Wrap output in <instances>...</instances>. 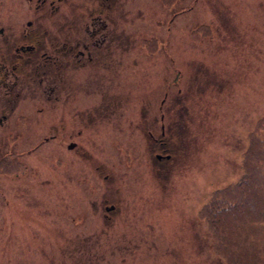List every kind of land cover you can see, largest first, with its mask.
Returning a JSON list of instances; mask_svg holds the SVG:
<instances>
[{
	"label": "rangeland",
	"instance_id": "rangeland-1",
	"mask_svg": "<svg viewBox=\"0 0 264 264\" xmlns=\"http://www.w3.org/2000/svg\"><path fill=\"white\" fill-rule=\"evenodd\" d=\"M6 1H10V3L7 4L5 0H0V12L2 13L0 14V24L6 26V23L1 20L6 13L10 12L7 21L13 23L18 20L19 24H16L15 29L10 27L18 32L25 23L24 20L27 21L30 18L29 13L16 6L18 1L22 5V0ZM204 1L209 2L210 19L216 25L219 21H223L227 36V43L224 46H222V37L216 44L208 45L209 47L222 46L225 52L224 56L214 57L211 69L208 68L202 77L209 82L207 94H210V97L200 99L205 106L198 104V94H195L194 99L192 98L188 89V85L191 83L189 81L184 82L186 85L182 86V94L186 95H184L186 101L192 100V106L196 107L192 108L189 104L186 105L182 101L183 98L179 99L180 103L176 102L178 84L173 85V83L177 82L174 79L180 69H175L170 60L166 59L165 50H162L164 56L162 55L160 61H148L134 50L132 52L134 55H131L132 53L126 55L122 65L116 68L117 72L112 74L116 79V88L118 89V97L114 104L115 107L117 106L115 115H113L114 119L110 121V118L106 119L105 115L101 113L96 116L95 122H98L102 128L93 131L86 127L87 131H90L87 132L88 137L98 138L102 137L100 134L104 131L103 128H106L107 131H113L114 127L123 129L121 126L131 128L132 123L126 122L129 121L130 115L135 119L137 118L135 116H140L145 112L148 122H150L151 119H155L157 114V103L160 100L166 101L163 113L170 121V126L174 127L175 123L179 124L183 131L176 140L180 147L176 157L177 161L173 167L174 172L170 174L167 169H161L157 176L160 183L154 177L151 163H147L150 166L146 171L139 137L131 141L130 139L135 137L134 135L131 138L132 133L129 140L123 134L108 133L105 139H98V143L91 145V140L88 142L78 136L80 127H77V123L75 121L73 123L71 120L75 113L67 115L65 123L68 126L70 124L75 126L68 131L69 134L74 135L73 138L66 139L64 133H58L57 138L52 142L62 149L71 140L77 141L79 144L82 143L92 151L94 160L90 163L87 162L90 167L83 168L81 164H76L75 159L69 158L70 162L76 165L74 167L66 165V168L60 169L58 173L53 170L50 160H46L48 155L46 150L39 151L36 155H28L27 152L31 149L30 146H36L43 136L53 134L54 129L59 125L60 127L64 125L63 122H60L62 103L24 100L19 107H16L15 101L5 100L6 92L0 89V118L3 114L10 117L15 113L9 122V125L14 127L18 120L17 126L15 125L16 131H13L12 136H17L20 141L18 149L21 151L20 159L28 163L32 169L25 177L28 180L26 182L0 180L1 190L6 194V199L0 197V264H65L62 253L67 251L71 258L69 264H74L73 259L78 255L77 248L79 246L90 247L97 240L100 241L97 236L91 235L92 230L68 229L65 233L62 224H60L61 220L58 219V215L63 219L62 210L58 208L59 204L55 200L50 199L56 193H60V186L65 190L67 184L80 180V177L82 179L87 177L90 180L89 184H92L91 191L85 187L84 190L79 191L80 195H99L100 188L102 190L103 187L100 184L101 180L95 181L98 178L96 166H100L103 175H108L113 179L112 182L108 181L110 183L109 195L112 200L119 202L123 210L112 222L114 230L122 231L124 229L122 225H128V227L125 225L128 243L139 245L145 242L138 235V227H142L147 247L150 248L156 243L162 249L163 261L161 262L159 254H155V264H169L174 259L179 260V264L188 263L187 259L195 260L190 264H223V260L218 258L211 248L210 233L199 220L197 211L210 191L219 185L222 187L239 178V170L243 161L242 154L247 153L244 146L250 139L251 135L249 134L256 129H264V123H260L264 121V0ZM192 5L193 0H186L185 4L174 7L171 11L159 12V19H155L154 23L157 20H162V25H169L170 20L179 14L183 7L189 8ZM198 10L201 11L202 6ZM153 13V10L144 12L146 16ZM200 18H203L202 12ZM199 23L197 17L191 14L178 15L173 26L175 30L173 39L181 42L188 41L187 44L191 46L194 36L189 27L190 25L197 26ZM161 33L156 32L154 36H162ZM202 46L194 44L191 47L194 56L193 53H190L189 57L191 58L182 61L176 60L178 67L187 72L182 81L198 79L200 74L194 77V68L201 62L207 64L208 59L203 54L206 47ZM202 49L203 51H201ZM210 53L215 55L217 51L213 49ZM177 56L180 59L183 58V55ZM81 72L85 74L84 69ZM188 72L192 74L189 75ZM167 82L172 88L169 93H167ZM158 90H160V95L155 93ZM195 93L197 92L195 91ZM207 98L211 102L210 112L206 106ZM146 100L151 103L149 110L141 105ZM70 101L68 103L72 105V100ZM75 103L77 104L73 110H77L78 107H87L83 113V120L91 117L93 102L90 99L85 100L83 96H80ZM172 104H175V107H172ZM176 104L179 105L176 106ZM64 106L66 108V105ZM203 107L207 114L202 115ZM40 108L45 111L38 112ZM68 109L70 108L64 111L66 112ZM25 119L28 120L26 123ZM191 121L194 122H192L193 126H191ZM35 123L36 126H34ZM85 123H83V127L86 126ZM1 127L4 126L0 125V150L6 144L4 138L7 136L5 127ZM60 130L62 131V129ZM213 130H215V135H212ZM123 131L126 132V129ZM253 139H257V137L255 136ZM262 139L264 140V136ZM143 144L145 156V149L148 154V145L146 146L145 142ZM55 145L50 144V147L55 149ZM80 150L79 156L82 159L84 150ZM256 151H260V149H254L255 153ZM129 152L131 157H134L132 163L127 157H124ZM122 158L128 170H124L118 164V160L119 163H122ZM246 158L248 157L246 156ZM101 160L103 164L99 163ZM258 164L264 168L261 158H259ZM256 167L259 170V166ZM31 176H34L35 180L30 178ZM125 181L126 183H124ZM97 182L100 185L97 186ZM192 183L195 186H191ZM147 185H149V191L146 194ZM124 187H126V191ZM152 187L154 191L151 190ZM77 188L72 189L77 192ZM185 190H187L186 194ZM189 190H193L190 198L188 197ZM48 193L51 194L50 198L47 197ZM162 195H169L168 199L180 201L177 212H174L176 205L170 204L168 199L166 205L159 203ZM58 197H60L59 194H57V199ZM95 197L97 196L91 198L95 199ZM129 200H133V202ZM181 202H186V206L189 205V211L190 205L195 204L186 226L184 223L186 215L181 213ZM130 203H134L135 207L133 208H137V211H142L144 216H140L141 219L138 217V220L134 212L133 214L125 213L128 211ZM159 210L161 211L157 212ZM65 211L67 210L65 209ZM84 211L89 217V213L85 209ZM249 213L251 214V211ZM73 215L74 213L71 212L64 217L71 218ZM234 219L230 218L231 227L225 229L222 226L219 235L224 233L226 238L223 241L225 243H221L220 246L223 250L222 254L229 258L230 264H241V260L238 259L244 242L241 236L243 234L246 239H252L256 231V221L249 223L245 219L240 221L238 218L236 223ZM98 227H101L99 221ZM157 230L160 239L164 241L163 244L158 241ZM184 239H188L190 242L187 253L181 249L183 245L180 242ZM250 243V241L245 242V244ZM100 244L102 247L107 246L106 248H108L111 246L110 238L103 237ZM172 244L178 245L176 250L173 249ZM254 244L258 243L255 241ZM92 250L95 249L92 248ZM171 253H173L172 256ZM93 255L89 256L91 260H95L94 264H111L109 261L116 264L114 262L116 260L113 261L107 254L103 260H101L102 257L97 260ZM120 256L125 257L126 254L121 253ZM181 259L184 261L182 262ZM125 261L126 264H131L128 259ZM139 264L150 263L145 258Z\"/></svg>",
	"mask_w": 264,
	"mask_h": 264
},
{
	"label": "flooded vegetation",
	"instance_id": "flooded-vegetation-1",
	"mask_svg": "<svg viewBox=\"0 0 264 264\" xmlns=\"http://www.w3.org/2000/svg\"><path fill=\"white\" fill-rule=\"evenodd\" d=\"M5 2L7 4L10 3V1L7 2L6 0ZM154 2L157 4V6H154V18L158 17L159 19L160 13L158 11H160V7L156 0H154ZM150 4V0L147 2L146 0H22V5H20L18 1L16 2V6L27 10L30 19L22 25V28L18 30V32L9 33L6 28L0 26L1 74H15L19 70V57L23 54H27L30 57L35 55L43 59H60V71L70 68L82 74L81 70L84 69V75H88L90 78L96 76L89 89V94L84 97L85 100L90 99L93 102L91 105L93 107V111L91 112L92 115L87 120H83V113H85L87 107H78L77 110H73V107L77 104L75 103L76 100H72V105H70L68 103L71 102L70 100L59 99L58 103H62V109L60 108L62 111L60 114V122H63L64 125L61 127L59 125L54 129V133L50 134L49 137H45L41 146L38 148L40 152L43 150L47 151V161L60 156L70 167H74L77 163L81 164L83 168L90 167L87 162L90 163L94 160V154L89 148L82 145V143L79 144L77 141L71 140L68 142L67 146L62 149L52 142L57 138L58 133H64L66 139L73 138L74 135L69 134L68 131H70L74 125L70 124L68 126L65 123L67 122V115L70 116L75 113L71 117V120L77 123V127H80L78 136H81L82 139H86L88 142L91 140V145L98 143V139H105L108 133L123 134L127 137V140H129L130 134L132 133L131 138L134 135L135 137L130 140L133 141L139 137V141L142 144V160L146 167V171L150 166L147 163H151L153 165L152 169H154V177L159 183L160 179H158L157 176L161 169H167L168 173L173 174L174 163L177 161L176 157L180 147L176 140L180 137L183 130L182 127L176 123L174 127L170 126V121L166 118V114L163 113L166 102L164 100H160L157 103V114L155 119H151L150 122H148V117L145 112L140 116H135L137 117L135 119H133L134 116L130 115L129 121L126 122L132 123L131 128H126L121 125L123 129L114 127L113 131H107L106 128H103L104 131L100 134L102 137L92 138L87 136V132H90L87 131V128L93 131L102 128L98 122H95V118L98 114H104L106 119L110 118V121L114 119L113 115H115V109L117 108L114 104H116L115 101L118 97V89L116 88V79L110 74L117 72L116 68L122 65L125 56L135 50L148 61L161 60L162 53L158 51L159 49L147 50L148 43L158 42L163 36L162 21L157 20L156 23L150 24L149 22L153 19H147V16L144 14L147 6ZM207 12L209 13L208 4L203 3L202 15L205 16ZM150 32L154 34H156V32H162V36H154ZM191 46L193 47V42ZM205 47V50L203 51L202 49L201 51H203L204 56L209 59L211 50L209 46ZM221 48L222 46L217 45L218 52L221 51ZM174 52L184 53L187 52V49L184 48L181 41L176 40ZM131 55H134V53ZM174 68L180 69L174 80H177L179 76L181 80H177L176 83L179 84L181 81V85L183 86L186 85L184 83L185 81L191 82L188 85V89L193 99L195 94H198V98H200V96L204 97L209 95L207 94L209 82L202 78L208 70L204 62H201L199 66L194 68V77L200 74L198 79L194 80L189 79L182 81L184 74H187V72L180 67ZM188 73L189 75L192 74L191 72ZM64 82L66 83V81ZM168 83L169 82L166 83L167 90L170 86ZM2 84L6 90H11L14 87L9 77L3 79ZM171 89L167 93H169ZM195 91L197 93H195ZM177 92L176 102L180 103L179 99L183 98L182 101L186 105H193L192 100L186 101L184 99L186 95L182 94V89H178ZM155 93L160 95V90ZM198 104L205 106L199 101ZM64 105H66V108ZM141 105L146 110L151 108L149 100L141 103ZM177 105L179 104H176V106ZM172 107H175V104H172ZM195 107V105L192 106V108ZM67 108L70 109L65 112L64 110H67ZM2 117L3 118L0 119V124L3 125V121L8 119V116L3 115ZM84 122H86V126L83 127ZM192 122L193 121H191V126H193ZM9 127L10 125H7L6 130L9 129ZM60 129H62V131ZM124 129H126V132L123 131ZM143 142L146 143V146L148 145V154L145 149V156ZM50 144L55 145V149L52 146L50 147ZM80 149L84 150V158L82 159L81 156H79ZM27 154L31 155V152L28 151ZM78 156L79 158H77ZM124 157H127L130 163L133 162L134 157H131L130 152ZM69 158L75 159L76 164L73 165ZM123 158L122 163H119L118 160V164L124 170H128ZM99 163L103 164V161L101 160ZM96 171L98 178L95 179V181L101 180L102 182H100V184L103 187L102 190L100 188L99 195H80L79 191L82 189L84 190L85 187L89 188L90 191L92 190V184H89L90 180L87 179V177L84 179L80 177V180H75L67 184L65 190L61 189L62 186H60V193H56L53 198L49 197L51 195L49 193L47 196L55 200L59 204L58 208L62 210L63 219H61L59 215L58 219L61 220L60 224H62L65 233L68 229L76 230L81 228L86 231L92 230L91 235L97 236V239H100V241L97 240L91 244L90 247L87 245H85L84 248L79 246L77 248L78 255L73 259L74 264H94L95 260L90 259V254H94L93 256L97 260L100 257H102L101 260H103L107 254L113 261L114 259L116 260L114 261L116 264H126L125 260L127 259L131 264H139L140 261L145 258L148 259V263L154 264V259L151 258L150 255L154 251H160V248L156 243L150 248L147 247L142 227H138V235L141 239H144L145 242L139 245L128 243L125 235L126 226L128 227V225H122L124 228L122 231L114 230L112 222L123 210L119 202L112 200L109 195L110 183L108 181L112 182L113 179L108 175H103L100 171V166H96ZM30 178L35 180L34 176ZM149 178L151 179V176H149ZM23 181L26 182L28 180L24 178ZM124 183H126V181ZM153 183L155 185L154 179ZM100 184L98 183L97 186ZM74 187H78L77 192L72 189ZM124 188L126 191V187ZM151 190H153V187ZM145 191L147 194L149 185H147ZM57 194L60 195L58 199ZM92 196H99V198L95 197V199H92ZM168 197L169 195L160 196L159 203L166 205ZM97 199L99 200L97 201ZM129 201L133 202V200ZM168 202L176 205L175 207L172 205L174 207V212H176L180 201L169 198ZM133 204L130 203L128 211L125 213L133 214L134 212L137 219L138 217L141 219L140 216H144L142 211L139 212L137 208H133L135 207ZM79 208L81 209L79 210ZM65 209L67 211H65ZM84 209L89 213V217ZM160 211L161 210L157 212ZM71 212L74 213L71 218L64 217ZM98 221L99 224H101L100 228L98 227ZM111 231L112 233L110 234ZM116 235H119V237H116ZM158 235L157 233V238ZM103 237L106 239L110 238L111 246L108 248H106L107 246L102 247L100 244ZM92 248L95 250H92ZM121 253L126 254V256H120ZM62 254L63 259H65L63 262L67 264L69 259H71L68 255V251ZM172 255L173 253H171V256ZM109 262L113 264L112 261ZM175 263H178L175 259L169 262V264Z\"/></svg>",
	"mask_w": 264,
	"mask_h": 264
},
{
	"label": "trees",
	"instance_id": "trees-1",
	"mask_svg": "<svg viewBox=\"0 0 264 264\" xmlns=\"http://www.w3.org/2000/svg\"><path fill=\"white\" fill-rule=\"evenodd\" d=\"M56 65L57 64L54 65V63L51 64V66ZM49 80L53 81L56 87L61 86L60 75L57 73L46 74L44 84H39L42 82L30 76H27L25 79H23L22 84H25L24 86L31 90L34 95V91L37 90L35 88L44 89V86L48 85ZM256 166H259V170ZM245 173H243L240 178L235 182L236 184L226 189L227 192H230L233 191L236 186L242 188L241 190L243 192V196L237 200L241 204L240 207L242 208L240 210L242 212H239V220L241 221L245 219L249 223L251 221H256V231L254 237L252 239H246L243 234L241 236L244 242L242 241V250L239 253L241 257L238 254V259L241 260V264H264V168L260 167V165L256 163V165L252 167L247 166ZM233 192L229 194H232ZM228 198L229 196L226 199V204L228 203L229 206H233L235 204L233 197H231V201H228ZM211 204L212 206L218 205V199L214 198ZM230 210H233V208ZM227 211L226 213H228ZM249 211H251V214L249 213ZM217 212L218 210L213 211V209L207 211L205 217L208 220L214 222V224L219 227L221 223L226 221L228 222V216L220 215ZM261 221L262 223H260ZM222 226L220 228H222ZM225 236L226 235L224 233L223 235H220L222 239H225ZM247 241H250L251 243L245 244V242ZM255 241L256 243H258L257 245L254 244ZM225 257L227 261H229V258H227V256Z\"/></svg>",
	"mask_w": 264,
	"mask_h": 264
},
{
	"label": "bare ground",
	"instance_id": "bare-ground-1",
	"mask_svg": "<svg viewBox=\"0 0 264 264\" xmlns=\"http://www.w3.org/2000/svg\"><path fill=\"white\" fill-rule=\"evenodd\" d=\"M214 132H215V130H214ZM217 133H218V131H217ZM262 143H263V139L261 138V139H259L258 140V145H262ZM256 149L258 150V148L256 147ZM191 195H192V193H191ZM157 233H158V230H157ZM181 239H183V237L181 236ZM180 242V241H179ZM183 246H185V247H189V240L188 239H184L183 241H181L180 242Z\"/></svg>",
	"mask_w": 264,
	"mask_h": 264
}]
</instances>
